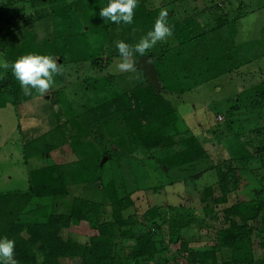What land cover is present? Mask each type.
Returning <instances> with one entry per match:
<instances>
[{"label":"trees","instance_id":"obj_1","mask_svg":"<svg viewBox=\"0 0 264 264\" xmlns=\"http://www.w3.org/2000/svg\"><path fill=\"white\" fill-rule=\"evenodd\" d=\"M138 4L144 6L145 0ZM136 9L131 24H116L100 17L99 8L93 6L98 25H91L89 30L103 31L109 43L117 38L139 42L135 36L148 32V20L153 30L160 15L156 10L149 17L146 13L138 15ZM49 17L54 29L60 26V30H55L56 40L70 37L69 44H75L72 52L91 51L82 27L79 29L74 3L57 16L65 25ZM214 18L219 21L216 27L192 21L176 24L174 32L180 36L176 45L157 43L131 57L151 58L162 92L172 94L190 91L249 63L251 58L244 48L234 44L233 33L227 30L229 26L236 27L239 11L232 17L221 13ZM102 20L106 22L101 24ZM4 41L0 38L2 49ZM222 47L225 48L221 50ZM7 50L4 60L9 65L28 54L20 43ZM50 51L51 48L42 50L39 55L53 58L56 52L53 55ZM101 58L102 54L90 57V65H99L97 60ZM110 60L109 57L106 63ZM2 69L6 75L0 81V102L8 103L3 95H9L10 104L16 105L18 97L26 99L27 95L11 66ZM102 69L99 65L95 70ZM141 77L142 81L129 91L112 89L107 98L87 110L73 111L76 114L58 125L54 122L53 129L41 137L45 140L42 146L34 144L37 139L22 137V150L33 143L32 155H39L47 164L30 172L25 191L0 193V239L14 242L10 264H61V260H73L74 264H264V175L258 180L257 189L244 195L247 182L242 173L246 164L239 162L238 166L233 160L213 164L162 93ZM260 95L264 96L263 90ZM255 107L263 108L264 98L254 100L249 109ZM112 122L116 130L112 126L110 129ZM99 139L110 140V147L103 148ZM261 146L257 149L264 172ZM104 157L106 162L99 165ZM106 165L113 174L102 182ZM127 171L139 185L136 189H125L123 177ZM258 171L253 173L258 175ZM210 172L216 175L214 185L219 195H214V185L203 187L196 193L201 205L198 209L150 200L175 184H193L195 188V182ZM138 192L143 193L146 202L140 210V223L136 221L137 212L123 216L135 205L133 195ZM233 194L236 202L222 207L219 219L215 207L226 205ZM48 196L53 198L50 211L38 210V215L33 216L32 212L27 220L22 219L30 204ZM187 210H196L193 220L206 226L207 231L212 229V238L200 247H193V242L182 238L191 223L186 220ZM80 223L95 234L78 243L66 233L72 224ZM172 246L177 249L169 255Z\"/></svg>","mask_w":264,"mask_h":264},{"label":"rangeland","instance_id":"obj_2","mask_svg":"<svg viewBox=\"0 0 264 264\" xmlns=\"http://www.w3.org/2000/svg\"><path fill=\"white\" fill-rule=\"evenodd\" d=\"M71 2L75 4L79 29L82 27L85 40L91 45L89 53L80 48L79 52L75 50L72 52L75 44L73 42L69 44L70 37L64 40L55 39V34H57L55 30L58 28L60 30V26L54 29L49 16L53 17L55 14L53 19L56 18L65 25L57 16ZM138 2L139 0L134 8H137L135 12L139 13L138 15L146 13L149 17L150 13L155 12L154 10L159 15L161 11L169 12L166 21L171 35L155 44L165 42L171 46L176 45L180 37L174 32L176 24L192 21L199 23L200 26L205 23V27H216L219 21L216 18L213 20L215 14L226 13L227 16L232 17L239 11L240 18L235 24L236 27L229 26L227 30L233 33L236 46L244 48L249 58L254 55L249 63L181 94H172L164 90L162 92L160 83V90H156L161 92L171 104L185 128L201 144L211 162L218 164L225 160H233L238 166L239 162L245 163L247 167L242 176L247 186L243 193L245 195L250 189L251 191L256 190L257 182L264 172L260 162L253 160V158L257 159V148L262 145L255 144L257 134L254 130L256 127L258 130L264 127V107H255L252 110L249 107L254 100L260 101L264 98L260 95V91H264V0H145L144 6L140 4L141 7ZM108 3L109 0H48L46 2L44 0H0V38L5 40L4 49L0 44V58L4 59L8 53L7 49L20 43L25 46L24 51L28 54H40L42 50L51 48L50 52L53 55L56 52L53 59L58 67V72L53 76V83L44 93L31 89L26 99L18 97L16 105L10 104L12 98L9 95H3L8 103L0 102V193L25 191L30 172L47 164L39 155H32L33 143L30 148L22 150L23 136L29 140L37 139L34 144L42 146L45 140H41V137L53 129L54 122L58 125L70 119L76 114L75 112L87 110L90 105L107 98L112 89L129 91L142 81V73L134 67L135 61L133 60L136 58L117 56L119 54L117 44L124 42L134 47L152 30L151 21L148 20L149 28L144 36H135L139 42L130 43L125 39L119 41L118 38L112 40V35V42H106V33L91 31L89 27L93 24L98 25L94 16L96 11L91 10L92 7L96 6L101 10ZM38 16L42 18L38 19ZM134 16L136 15L133 13ZM105 22L102 20L101 24ZM109 23L113 22L109 20ZM122 29L124 30V27ZM223 31L226 32V30ZM45 41H48V44ZM153 47L155 45L151 48ZM224 48L222 47L221 50ZM98 54H102V58L97 60L100 68H103L100 71L95 70L99 65L93 67L89 60L90 57ZM109 57L111 60L106 63ZM122 63H127L128 67L121 68ZM4 75H6L5 70L0 68V81ZM218 116L220 120H217ZM17 125L20 133L17 131ZM109 126L113 129L115 125L112 122ZM106 139H99L103 148L111 145L110 140ZM262 139L264 140V136ZM256 170H260L258 175L253 173ZM112 174V168L106 165L102 173V182H106ZM216 180V175L210 172L195 182V188L193 184L187 186L175 184L165 188L159 195L151 196L150 200L156 204L165 201L171 206L198 209L201 205L196 193L207 185L213 186ZM134 181L129 171L124 173L125 189H136L139 185H136ZM213 187L214 195L218 196L217 188L215 185ZM50 198L48 196L39 203L30 204L26 217L22 219L27 220L32 212H34L33 216H36L39 211H50L49 206L53 201V198ZM133 199L135 205L126 210L123 216L127 217L137 212L136 221L140 223V210L146 205L145 197L143 193L138 192L133 195ZM235 202L236 195L233 194L227 198L226 205L215 207L218 210L219 219L221 208L228 207ZM194 211H186V220L191 223L182 234V238L193 242V247H200L212 238L213 233L212 229L207 231L206 226L193 220ZM67 234L79 243L86 241L95 232L90 230L85 223H80L72 224ZM176 249L177 246L170 247L169 255L174 254ZM226 256H230V253H226ZM73 262V260H61V264H74Z\"/></svg>","mask_w":264,"mask_h":264},{"label":"clouds","instance_id":"obj_3","mask_svg":"<svg viewBox=\"0 0 264 264\" xmlns=\"http://www.w3.org/2000/svg\"><path fill=\"white\" fill-rule=\"evenodd\" d=\"M137 6V0H109L106 7L102 8L99 16L110 20L113 23L131 24L133 22V10ZM167 12L161 11L159 18L153 26V30L147 37L134 47L124 42H119L117 48L122 57H129L136 54H143L157 41L163 40L171 35L170 27L167 25ZM11 66L15 78L19 81L25 95L30 94L31 89L44 93L53 83V76L58 72L56 61L46 55L27 54L19 57L11 65L0 58V68ZM121 68H127V63H122ZM14 242L8 239H0V264H10L13 259Z\"/></svg>","mask_w":264,"mask_h":264},{"label":"water","instance_id":"obj_4","mask_svg":"<svg viewBox=\"0 0 264 264\" xmlns=\"http://www.w3.org/2000/svg\"><path fill=\"white\" fill-rule=\"evenodd\" d=\"M134 67L151 83L157 90H160V84L157 79V73L153 65V60L149 57L140 56L135 60ZM105 157L102 158L99 165L105 162Z\"/></svg>","mask_w":264,"mask_h":264},{"label":"crops","instance_id":"obj_5","mask_svg":"<svg viewBox=\"0 0 264 264\" xmlns=\"http://www.w3.org/2000/svg\"><path fill=\"white\" fill-rule=\"evenodd\" d=\"M248 54V53H247ZM254 57V55H252V57H250L251 59ZM261 122V121H260ZM254 130V129H253ZM252 131V130H251ZM254 132L257 134V135H255V136H257L256 137V141H255V144H262L263 145V139H262V136H264V127H262L260 130H258L257 129V127L255 128V130H254ZM260 134H262V135H260ZM254 144V145H255ZM264 146V145H263ZM262 151H263V149H261ZM261 151V152H262ZM257 157V156H256ZM253 160H257V161H259L260 162V159H259V157H257V159L256 158H253ZM251 163L253 164V162L251 161ZM260 164V163H259Z\"/></svg>","mask_w":264,"mask_h":264},{"label":"built area","instance_id":"obj_6","mask_svg":"<svg viewBox=\"0 0 264 264\" xmlns=\"http://www.w3.org/2000/svg\"><path fill=\"white\" fill-rule=\"evenodd\" d=\"M217 120H220V117L219 116L217 117Z\"/></svg>","mask_w":264,"mask_h":264}]
</instances>
